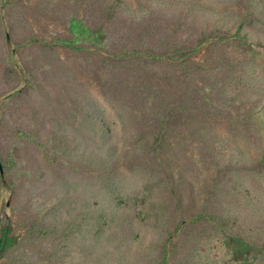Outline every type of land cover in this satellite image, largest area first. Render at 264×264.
Returning <instances> with one entry per match:
<instances>
[{"label":"rangeland","instance_id":"1","mask_svg":"<svg viewBox=\"0 0 264 264\" xmlns=\"http://www.w3.org/2000/svg\"><path fill=\"white\" fill-rule=\"evenodd\" d=\"M0 162V264H264V0H0Z\"/></svg>","mask_w":264,"mask_h":264},{"label":"trees","instance_id":"2","mask_svg":"<svg viewBox=\"0 0 264 264\" xmlns=\"http://www.w3.org/2000/svg\"><path fill=\"white\" fill-rule=\"evenodd\" d=\"M74 24H76V22ZM11 231L12 227L9 224L7 225L5 223L0 227V249L5 245L4 251L10 249L17 243V238L11 235ZM2 253L0 254V258L2 257Z\"/></svg>","mask_w":264,"mask_h":264},{"label":"water","instance_id":"3","mask_svg":"<svg viewBox=\"0 0 264 264\" xmlns=\"http://www.w3.org/2000/svg\"><path fill=\"white\" fill-rule=\"evenodd\" d=\"M0 172L2 174V176L4 175V171H3V167L2 164L0 162ZM7 206H9V204L7 203ZM5 250V245L2 246V248L0 249V254Z\"/></svg>","mask_w":264,"mask_h":264}]
</instances>
